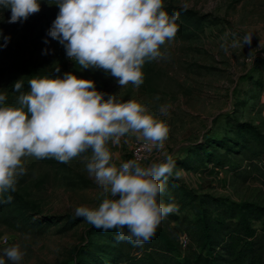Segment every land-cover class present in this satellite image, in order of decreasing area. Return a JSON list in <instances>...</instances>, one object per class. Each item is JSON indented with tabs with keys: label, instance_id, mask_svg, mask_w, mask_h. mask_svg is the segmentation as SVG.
Listing matches in <instances>:
<instances>
[{
	"label": "rangeland",
	"instance_id": "374dc122",
	"mask_svg": "<svg viewBox=\"0 0 264 264\" xmlns=\"http://www.w3.org/2000/svg\"><path fill=\"white\" fill-rule=\"evenodd\" d=\"M39 2L41 10L23 23L9 24L11 15L0 12V29L3 36L10 37L7 46L0 47V69L5 70L0 76V93L7 94L5 105L0 106H18L13 85L21 78L24 92L30 90L28 81L32 78H62L71 72L93 80L96 90L106 94L105 99L114 94L120 102L135 100L167 125L165 151L175 168L159 202L178 205L180 216L191 221H196L205 208L200 206V198L264 206L260 182L236 176L246 167L242 154L233 151L222 157L230 168L227 170L194 153L211 144L208 151L224 154L221 144L231 145L241 124L250 126L264 141V0H164V10L178 16L175 38L161 48L169 56L145 63L139 87L129 84L122 88L102 69H83L67 58L64 46L47 36L59 8L55 0ZM248 34L251 42L242 43ZM164 104L169 106L168 116L159 114ZM124 139L129 142L125 144L122 139L119 146L108 144L117 166L130 160L131 145L141 142L131 136ZM90 155L82 154L67 164L51 158H23L27 171L18 178L16 191L0 197H12L9 210L21 231L0 225V237L9 239L7 245H0V256L6 247L19 245L25 253L20 264H74L86 258L89 249L106 243L102 229L74 214L78 206L98 207L101 202L97 198L100 189L85 170L84 156ZM162 159L153 150L142 165ZM260 160L264 161V156ZM182 165H192L195 170ZM232 166L237 169L231 171ZM215 216L213 211L212 218ZM165 223L164 219L159 226ZM195 229L190 233L199 250L201 233L198 226Z\"/></svg>",
	"mask_w": 264,
	"mask_h": 264
},
{
	"label": "clouds",
	"instance_id": "9594fccd",
	"mask_svg": "<svg viewBox=\"0 0 264 264\" xmlns=\"http://www.w3.org/2000/svg\"><path fill=\"white\" fill-rule=\"evenodd\" d=\"M55 4L59 12L47 36L64 46L68 59L83 69H102L121 88L139 87L145 63L167 59L169 54L161 48L178 31V16L164 10V0H55ZM0 9L11 10L7 23H23L41 5L39 0H0ZM0 38L4 40L0 47H6L10 37L3 36L2 29ZM251 39V34L245 35L242 43ZM28 84L27 92L21 91L22 78L13 85L18 106H0V197L16 191L18 178L27 171L24 157L67 164L91 152L84 156L85 170L100 189L101 202L98 207H76L75 216L97 229L115 230L117 242L137 247L151 242L161 222L179 211L178 205L158 199L175 168L165 151L167 125L135 100L120 102L114 94L105 99L93 80L71 72L62 78H32ZM6 100L7 94L0 93V105ZM168 109L161 105L159 114L168 116ZM126 136L143 141L148 153L155 150L164 159L148 165L130 159L117 166L108 144L119 146L122 139L127 144ZM11 199L9 195L0 203ZM24 255L19 245L6 247L0 264H6L4 257L20 264Z\"/></svg>",
	"mask_w": 264,
	"mask_h": 264
},
{
	"label": "trees",
	"instance_id": "16d2710c",
	"mask_svg": "<svg viewBox=\"0 0 264 264\" xmlns=\"http://www.w3.org/2000/svg\"><path fill=\"white\" fill-rule=\"evenodd\" d=\"M0 12L10 14V9H0ZM0 69V76L4 74ZM237 135L230 143L221 144L224 154L218 156L208 151L211 144L195 149V157L212 163L218 169H230L222 157L229 152L242 154L246 167L239 174L238 170L232 172L244 180L256 178L264 187V141L260 136L251 131L245 124L239 125ZM227 157V156H225ZM187 170L193 169L192 165H182ZM237 169L232 166L231 171ZM195 170V169H193ZM162 202V201H161ZM164 203V202H162ZM199 204L202 213L196 221H191L187 216L170 214L165 218L166 223L157 228L154 238L142 247H137L128 242H117L115 230L102 231L105 244L85 252L86 258H79L74 264H264V206L252 203H233L216 198L203 200ZM10 202L0 203V225L11 230L21 231L9 210ZM208 207V208H207ZM216 216L212 218V212ZM177 223L171 227V223ZM198 230L200 234L199 250L192 241L194 237L190 231ZM182 232L189 238V249L182 251L177 242L178 234ZM190 235V236H189ZM80 257V256H79Z\"/></svg>",
	"mask_w": 264,
	"mask_h": 264
},
{
	"label": "built area",
	"instance_id": "2783aa9c",
	"mask_svg": "<svg viewBox=\"0 0 264 264\" xmlns=\"http://www.w3.org/2000/svg\"><path fill=\"white\" fill-rule=\"evenodd\" d=\"M151 153H148L147 149L144 147V142H136L131 145L129 149L130 159H137L141 164L149 157ZM9 242L7 236L0 237V245L5 246ZM178 246L182 251L189 249L190 241L189 238L182 232L178 234L177 238Z\"/></svg>",
	"mask_w": 264,
	"mask_h": 264
}]
</instances>
